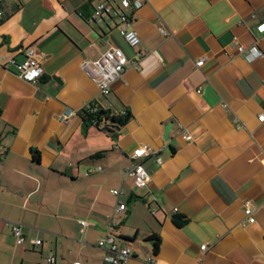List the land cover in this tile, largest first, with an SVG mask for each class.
<instances>
[{
	"label": "crops",
	"instance_id": "1",
	"mask_svg": "<svg viewBox=\"0 0 264 264\" xmlns=\"http://www.w3.org/2000/svg\"><path fill=\"white\" fill-rule=\"evenodd\" d=\"M102 1L0 0V264H47L49 255L106 264L98 241L109 230L131 247L126 264L152 254L160 264H264V56L248 60L235 45L264 52V0H147L133 14L124 9L137 47L120 32L119 7L95 17ZM28 46L45 69L35 84L12 63L25 61ZM112 46L126 68L103 95L83 64L95 69ZM68 108L76 114L65 123ZM85 108L131 117L115 136L104 122L88 124ZM142 145L163 159H143L144 188L123 174Z\"/></svg>",
	"mask_w": 264,
	"mask_h": 264
},
{
	"label": "built area",
	"instance_id": "2",
	"mask_svg": "<svg viewBox=\"0 0 264 264\" xmlns=\"http://www.w3.org/2000/svg\"><path fill=\"white\" fill-rule=\"evenodd\" d=\"M145 2H147V0H109L101 2L96 6L95 17L104 14H111L116 7H119V12L115 11V13L120 16V20L123 24V27L121 26L120 32L129 43V45H131L132 47H137L138 45H140L141 38L139 33L131 26L133 20L132 14L133 11L139 9ZM124 9H131L132 14L125 12ZM0 19H2V11H0ZM259 28L260 30H264V24ZM162 32L165 35L170 34L165 29H162ZM235 45L238 48L239 54L248 60L253 61L259 57L264 56V52L258 46L247 47L243 44H240L237 40L235 42ZM25 54L26 59L24 62L15 63L14 61H12V63L16 65L18 75L23 80L35 84L42 78L45 73V69L35 46H28L25 50ZM125 62V52L121 48L112 46L104 51L101 57L96 61L97 67L95 69H91L87 62L83 64V68L87 71H92V74L97 79L100 92L103 95H108L112 91L113 83L123 75L126 68ZM204 62V59H199L198 61H196V64L197 66H201L204 64ZM75 114V109L68 108L62 116V120L67 123ZM258 118L260 121H264V110ZM185 138L187 140H191L192 135L190 133H187L185 135ZM159 153L160 150H154L148 145H142L135 148L131 154L133 162L130 166H127L123 170L124 176L132 177L137 187L144 188L148 186L151 182V176L143 166V159L152 154H155L158 156L157 161L159 163H162L163 159L159 156ZM102 170L103 168L101 165L97 167H90L86 170V174L90 175ZM112 192L115 195L120 194V191L118 189H113ZM126 208V203L121 202L119 205V210L123 211L126 210ZM244 213L249 223H254L256 221L255 206L249 200H246L244 203ZM81 223L84 226L87 225V222L85 220L81 221ZM12 233L17 245H24L27 242V236L24 231V226L21 223H13ZM30 242L34 247L41 244V241L37 238L30 239ZM98 245L101 248L107 250V253L104 256V262L106 264H126L132 256L131 247L126 245H119L117 243L115 235L112 234L111 230H109L105 236L99 239ZM207 248V244H203L201 246L202 251H205ZM47 264H57L56 257L54 255H49L47 257ZM145 264L160 263L152 254L146 259Z\"/></svg>",
	"mask_w": 264,
	"mask_h": 264
},
{
	"label": "trees",
	"instance_id": "3",
	"mask_svg": "<svg viewBox=\"0 0 264 264\" xmlns=\"http://www.w3.org/2000/svg\"><path fill=\"white\" fill-rule=\"evenodd\" d=\"M105 1H109V0H104L102 2H105ZM84 113L86 114L85 120L87 121L88 124L95 125L98 128H101L100 126L104 122L105 127H103L102 129L106 130L107 132H109L115 136H117L119 134L122 126L131 117L130 113L126 114L124 116L123 115H120V116L119 115H112L109 111H107L103 108H96V109L85 108ZM38 158L39 157H37V159ZM175 219L179 225H182L187 221L186 217L183 215H180V214H176ZM14 223H18V222H14ZM12 225H13V223H12ZM112 234H113V232H112ZM148 240L154 242V249L157 252L159 250V246H160L159 237H157L156 235H152V236L148 237ZM15 243H16V241H15ZM19 246H21V245H19Z\"/></svg>",
	"mask_w": 264,
	"mask_h": 264
},
{
	"label": "water",
	"instance_id": "4",
	"mask_svg": "<svg viewBox=\"0 0 264 264\" xmlns=\"http://www.w3.org/2000/svg\"><path fill=\"white\" fill-rule=\"evenodd\" d=\"M172 130V124H167L165 128L164 138L168 140L170 138V131Z\"/></svg>",
	"mask_w": 264,
	"mask_h": 264
}]
</instances>
